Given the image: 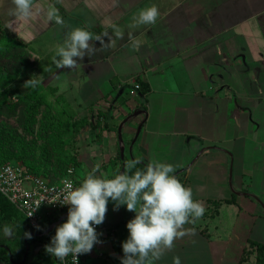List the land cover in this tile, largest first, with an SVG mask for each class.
<instances>
[{
    "label": "crops",
    "instance_id": "0c3cea01",
    "mask_svg": "<svg viewBox=\"0 0 264 264\" xmlns=\"http://www.w3.org/2000/svg\"><path fill=\"white\" fill-rule=\"evenodd\" d=\"M152 5L155 23L136 24ZM49 7L62 24L46 18ZM12 9L0 0V26L25 45L39 94L87 112L93 131L77 138L79 184L93 168L110 179L126 160L162 162L202 204L203 215L189 217L184 235L151 264H173L174 256L239 264L250 241L264 244V0H33L27 19ZM77 27L106 33L105 46L57 69L55 49ZM214 201L222 203L210 217ZM133 216L110 201L85 264H121Z\"/></svg>",
    "mask_w": 264,
    "mask_h": 264
},
{
    "label": "clouds",
    "instance_id": "9594fccd",
    "mask_svg": "<svg viewBox=\"0 0 264 264\" xmlns=\"http://www.w3.org/2000/svg\"><path fill=\"white\" fill-rule=\"evenodd\" d=\"M11 2L15 18L32 16L33 0ZM45 15L57 25L63 23L53 7H49ZM158 15L157 7L152 5L139 10L134 21L150 25L155 23ZM105 36L106 33L93 36L85 28L71 29L65 34L63 43L56 47L52 63L57 69L73 68L86 53L90 56L103 48ZM90 40L99 41L100 47L94 48L89 44ZM35 83L29 79L25 85ZM138 163L137 159L126 160L125 171L110 179L98 176L97 169L93 168L79 186H66L62 198L47 200L49 204L58 202L68 207L66 219L56 226L49 243L44 246L45 252L59 261L71 255L74 262L78 254L89 253L99 242L95 226L103 222L110 201L114 211L125 206L126 210L134 212L133 218L126 223L128 236L121 242L124 254L121 264H151L149 257L158 259L162 249H171L173 240L184 235L182 226L190 222L189 217L199 218L204 208L192 199L191 189L179 182L171 164L150 162L143 170L129 174ZM3 234L8 236L11 233L5 228ZM25 235L30 238L29 233ZM173 264H180L178 256L173 257Z\"/></svg>",
    "mask_w": 264,
    "mask_h": 264
},
{
    "label": "rangeland",
    "instance_id": "374dc122",
    "mask_svg": "<svg viewBox=\"0 0 264 264\" xmlns=\"http://www.w3.org/2000/svg\"><path fill=\"white\" fill-rule=\"evenodd\" d=\"M33 66L34 62L26 47L11 39L7 31L0 26V144L4 140L6 130L16 133L28 145V157L25 161L22 160L23 157H18L21 150L17 151L12 146L7 149L5 155L12 152L14 157L8 161L26 165L54 179L65 173L67 175L69 169H76L79 129H75L72 124L87 118L84 116L87 112L79 113L59 102L58 107L47 96H42L44 101L33 97L31 92L34 87L38 88V85H25L26 81L32 79ZM94 123L95 120H92V124ZM87 128L90 130L87 131ZM82 129L86 134L93 131L91 125ZM86 164L90 167L89 163ZM79 173L81 174V171ZM5 228L10 230V235L3 234ZM13 232L12 225H0V240L10 239ZM46 244L47 241L33 243L28 261L34 260ZM54 262L56 258L49 255L45 264ZM0 264L7 263L0 260Z\"/></svg>",
    "mask_w": 264,
    "mask_h": 264
},
{
    "label": "trees",
    "instance_id": "16d2710c",
    "mask_svg": "<svg viewBox=\"0 0 264 264\" xmlns=\"http://www.w3.org/2000/svg\"><path fill=\"white\" fill-rule=\"evenodd\" d=\"M7 33L10 35V38L21 43L17 38L7 29H5ZM22 44V43H21ZM24 45V44H23ZM25 46V45H24ZM139 90L141 93L145 94L148 91V88L145 84L139 83ZM31 95L33 97L41 98L42 101L43 97L39 94V89L34 88L31 92ZM35 95V96H34ZM56 105V104H55ZM52 106V104H51ZM14 111V110H13ZM98 123L100 122V119L98 118ZM75 129H79V131L84 128L86 125H89V121L86 117L81 119L80 121L72 124ZM14 146L17 151H20V154H18V157L25 161V158L28 157L29 147L25 143V140L19 137L16 133L6 130L4 132V140L0 144V167L6 163H10L8 160L12 159L14 156L12 155V152L8 155L6 154L7 149ZM77 162V158H76ZM147 164L145 163H138L136 167L132 170H129V174L136 170H143ZM24 166V165H23ZM25 167L29 170V172L43 176L48 178L51 182H57L60 178L66 176V173L51 179L49 176H45L42 173H40L38 170H35L31 167ZM176 178L179 180V182L186 187V181L184 177H178L176 175ZM231 200H225V203L230 202ZM222 202L214 201L211 203V207L209 208V211L205 212V214H209L210 217H213L217 215L219 207ZM61 215L56 216L53 219H45L43 223L42 229L34 230L30 227L26 217L16 208L14 207L1 193H0V225L10 224L13 226L14 232L12 234V237L10 239H1L0 240V260L4 261L7 264H45L46 261L49 258V254H47L44 250V246L41 249V251L37 254V256L32 261H28L29 252L31 249V245L33 243L47 241L49 243L50 237L54 234L55 228L51 230L49 235H44V232L51 226L53 223H56ZM64 218L62 222L65 220ZM61 222V223H62ZM60 224V223H59ZM57 224V225H59ZM56 225V226H57ZM25 233L30 234L29 236H26ZM26 247H28L27 252V258L24 261V263H21L24 260V256L26 253ZM136 257H133L135 259ZM254 264H264V244L258 243L254 241H250L248 246L244 249L240 263L239 264H245L252 260ZM54 264H57V261L54 262Z\"/></svg>",
    "mask_w": 264,
    "mask_h": 264
},
{
    "label": "built area",
    "instance_id": "2783aa9c",
    "mask_svg": "<svg viewBox=\"0 0 264 264\" xmlns=\"http://www.w3.org/2000/svg\"><path fill=\"white\" fill-rule=\"evenodd\" d=\"M74 173L75 169H69L66 176L57 182H51L46 177L29 172L22 164L6 163L0 167V193L26 217L32 229H42L45 219L61 215L59 221L67 212V205L58 202L49 204L48 201L62 198L66 186H79V179ZM99 227L100 225L95 226L96 231ZM94 249L95 244L89 253L78 254L77 261L74 262L69 255L64 261L56 259L57 264H85Z\"/></svg>",
    "mask_w": 264,
    "mask_h": 264
},
{
    "label": "water",
    "instance_id": "95a60500",
    "mask_svg": "<svg viewBox=\"0 0 264 264\" xmlns=\"http://www.w3.org/2000/svg\"><path fill=\"white\" fill-rule=\"evenodd\" d=\"M123 171H124V168H123ZM66 217H67V212L63 215V217L59 221H57L56 223H54L51 226H49V228L44 232V235H46V236L49 235L51 230H53L56 227V225L59 224ZM27 252H28V247H26V253H25V256H24V260L21 263H24V261L26 260Z\"/></svg>",
    "mask_w": 264,
    "mask_h": 264
}]
</instances>
